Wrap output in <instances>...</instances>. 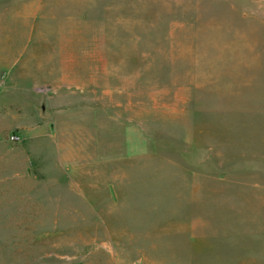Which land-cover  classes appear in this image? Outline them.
<instances>
[{"label": "rangeland", "instance_id": "374dc122", "mask_svg": "<svg viewBox=\"0 0 264 264\" xmlns=\"http://www.w3.org/2000/svg\"><path fill=\"white\" fill-rule=\"evenodd\" d=\"M0 8V264H264V0Z\"/></svg>", "mask_w": 264, "mask_h": 264}, {"label": "crops", "instance_id": "0c3cea01", "mask_svg": "<svg viewBox=\"0 0 264 264\" xmlns=\"http://www.w3.org/2000/svg\"><path fill=\"white\" fill-rule=\"evenodd\" d=\"M1 9V8H0ZM5 16L3 14H0V70L10 69L17 63V58L14 57V55H9L7 57L6 55V45H10L13 43L14 40L12 38V32L10 30L7 31V25L4 20ZM31 135L33 136H39L42 133V129L40 126H37L36 128L30 129ZM48 133H46L47 135Z\"/></svg>", "mask_w": 264, "mask_h": 264}, {"label": "built area", "instance_id": "2783aa9c", "mask_svg": "<svg viewBox=\"0 0 264 264\" xmlns=\"http://www.w3.org/2000/svg\"><path fill=\"white\" fill-rule=\"evenodd\" d=\"M21 139H22L21 134H19L17 132L12 133L10 136V140H12V141H19Z\"/></svg>", "mask_w": 264, "mask_h": 264}]
</instances>
